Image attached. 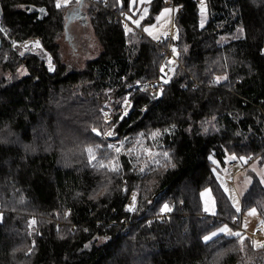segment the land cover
<instances>
[{"label":"trees","instance_id":"trees-1","mask_svg":"<svg viewBox=\"0 0 264 264\" xmlns=\"http://www.w3.org/2000/svg\"><path fill=\"white\" fill-rule=\"evenodd\" d=\"M168 3L179 9L175 36L152 40L143 29ZM204 4L202 27L196 0H153L136 27L123 19H137L131 0H83L101 51L80 61L73 44L74 56L66 61L60 43L71 25L69 5L0 0V264H134L145 258L151 264H264V246L256 248L249 238L205 240L225 225L237 228L217 165L253 157L264 166V0ZM31 8L47 12L40 20ZM32 37H41L52 55L53 73L44 53L21 59L11 48L12 40ZM169 44L177 65L171 80L161 82ZM20 67L26 75H19ZM127 96L132 105L125 115ZM106 107L110 123L101 115ZM109 127L117 141L171 131L163 149L172 162L146 174L126 155H119L117 169L92 164L87 148L93 145L105 146L98 150L102 161L114 157L108 141L93 133ZM249 176L242 212L255 208L264 223V186L255 172ZM207 188L216 214L199 227ZM133 193L131 212L126 206Z\"/></svg>","mask_w":264,"mask_h":264},{"label":"rangeland","instance_id":"rangeland-1","mask_svg":"<svg viewBox=\"0 0 264 264\" xmlns=\"http://www.w3.org/2000/svg\"><path fill=\"white\" fill-rule=\"evenodd\" d=\"M77 1L79 0H69L67 4L69 6L67 8H71V10L74 9L75 8L74 6H78V5L73 4V2H77ZM203 4H204V0H203ZM62 6H64L63 3ZM199 6L201 13V3L199 4ZM204 9L205 11L203 16L201 15V20L203 19V21L205 22L207 19L206 16L207 11L205 4H204ZM127 29L129 30V28ZM172 35H175L174 28ZM37 41L39 42L38 46L36 44ZM73 44L77 47L76 51L78 53L80 52L81 55V59H79L80 61L93 59L99 55L101 48L95 38L94 32L92 30V27L88 19L86 20L85 18V22L76 21L75 23L73 22V24L70 25V28L68 30V35L63 37V39H61V43H60L61 58L67 61V58L70 59L71 57L74 56L73 55L74 51L72 49ZM11 48L17 53L18 57L21 59L31 53L33 54L44 53L47 69L51 73L54 72L56 66L53 61V57L49 52L44 51L41 37H32L25 40H12ZM173 50L176 54V50L174 48ZM21 53H23V55H21ZM171 63H172V70L170 75H168L165 78H162L161 82H167L171 80L172 76L174 75L175 72L174 70L177 64L175 61H172ZM18 72L20 76L27 74L26 69H24L23 67H20ZM159 83L160 82L157 81L159 87L157 90H153V93L158 92V90L161 92L162 87L161 84ZM139 86L142 85L137 84V87ZM131 105L132 104L131 101L129 100V96H127L126 100L122 105L124 114L125 112L127 113L129 112ZM101 115L103 116L106 123L111 122L112 110L109 107H106L104 110H101ZM113 130H114L113 127L106 128L104 132L96 128L95 131L93 129V133L96 136L108 141L106 148L109 151H113L114 157L106 161H102V159L98 157V150H104L105 146L93 145L87 148V156L92 164L95 165L100 163L110 169H117L119 167V155H126L131 160L133 168L136 169L137 173L146 174L154 168L163 167L169 165L172 162L169 152H166L163 149L164 147L163 138L165 135L171 133V131L169 130L165 132L156 131L151 135H149L148 137H145L144 135H139L134 140L124 139L121 141H117ZM108 132H111L112 135H107ZM89 149H91L92 151L89 152L88 151ZM228 161L236 162L237 167L232 173H227L226 166L220 167L217 164H216L217 168L218 166L219 168L218 169L216 168L214 172L221 189L228 197L230 204L232 205L233 209L236 212L234 221L240 220L241 228L237 229L232 226L225 225L227 226L228 229H230V232L220 231L222 228L225 227L223 226L215 232V235H212L209 238H212L219 234H222L227 237H236L237 235H235V233H239V236H241L242 238H249L256 248H260L264 246L263 220L255 208H250L242 212L241 197L251 184V178L249 176L251 171L257 174V176L261 180L262 185L264 186V166H260L259 161L247 165L248 160L246 158H228ZM131 199L137 202V195L133 193L130 200ZM201 199H202L204 212L209 216L215 215L217 204L213 191L210 188L204 189L201 192ZM253 209H255V214L252 213ZM164 211H168V210L165 209L163 210V212ZM0 220H1V213H0ZM257 232H260L259 236L256 235ZM149 261H150L149 258H145L136 261L134 264H151V262Z\"/></svg>","mask_w":264,"mask_h":264},{"label":"crops","instance_id":"crops-1","mask_svg":"<svg viewBox=\"0 0 264 264\" xmlns=\"http://www.w3.org/2000/svg\"><path fill=\"white\" fill-rule=\"evenodd\" d=\"M152 1L153 0H131V9H132L134 17H136L137 19L129 20L128 16L127 17L125 16V18L128 21H130V23L132 21L133 26L138 27L139 24L148 16L149 10H150L149 4ZM165 9H171L172 11L165 12ZM178 10H179L178 8L166 6V8H164L159 14V16L157 17L156 22L150 26H146L143 29L144 33L149 38L155 41L160 40L161 38L167 37L169 35H172L173 28H174V25H173L174 16L176 14V11ZM174 36L175 35H173V37Z\"/></svg>","mask_w":264,"mask_h":264},{"label":"built area","instance_id":"built-area-1","mask_svg":"<svg viewBox=\"0 0 264 264\" xmlns=\"http://www.w3.org/2000/svg\"><path fill=\"white\" fill-rule=\"evenodd\" d=\"M89 1L95 3L96 0H89ZM196 2L198 4H200L201 3V0H196ZM167 5L170 6V7H172L169 3ZM123 19H124V24L127 25L128 22H127V19L125 18V16L123 17ZM167 37H168L169 40H172L173 35H169ZM172 61L177 62V59L175 57V52L173 50V47L171 46V44H169L168 49H167V52H166V62L163 63L162 66H161V73H162V75H163L164 78L167 77L168 75H170V73H171V70H172V63L171 62ZM255 161H256V159L253 158V157H251V158L248 159L247 165L253 164V163H255ZM236 167H237L236 162L235 161H230V163L228 164V167H227V173H232L235 170ZM129 206H134V208L136 209V202L131 199L129 201V203L127 204V206H126L127 210L129 209ZM134 211H131V212H134ZM168 215H169V212L168 211H164L163 214H162V216H161L162 221H164L165 217H167ZM208 216L209 215L206 214L202 218V221L199 223V227H202L203 226L204 219L206 217H208ZM233 225L236 226L238 229L241 228V222H239L238 220L233 221ZM259 234H260V232H257L256 235L258 236Z\"/></svg>","mask_w":264,"mask_h":264},{"label":"snow or ice","instance_id":"snow-or-ice-1","mask_svg":"<svg viewBox=\"0 0 264 264\" xmlns=\"http://www.w3.org/2000/svg\"><path fill=\"white\" fill-rule=\"evenodd\" d=\"M68 2H69V0H56V7H57V8L61 7L62 3H63L64 5H67ZM42 11H43V10H42ZM169 11H172V10H171V9H165V12H169ZM204 11H205V9H204L203 0H201V15H202V16H203V14H204ZM137 23H138V22H137ZM203 23H204V21H203V19H202V20H201V27L203 26ZM36 44H37V46H38V45H39V42L37 41ZM21 55H23V53H21ZM50 68H51V65H50ZM217 79L219 80L220 78L217 77ZM126 114H127V112H125V115H126ZM94 131H95V129H94ZM107 135H112V133H111V132H108ZM88 151L91 152L92 150L89 149ZM133 199H135V198H133ZM165 208H167V205H165ZM128 210H130V211H134L135 208H134V206H129V209H128ZM252 213L255 214V209L252 210ZM220 231H223V232H230V229H228L227 226H225V227L222 228ZM213 235H215V233H213ZM235 235L239 236V233H235ZM207 239H209V237H205V240H207ZM254 243H256V242H254Z\"/></svg>","mask_w":264,"mask_h":264},{"label":"flooded vegetation","instance_id":"flooded-vegetation-1","mask_svg":"<svg viewBox=\"0 0 264 264\" xmlns=\"http://www.w3.org/2000/svg\"><path fill=\"white\" fill-rule=\"evenodd\" d=\"M75 8L72 9V14L71 16V25L73 22L75 23L76 21H81L85 22V17H84V12L82 7L78 8L79 6H74Z\"/></svg>","mask_w":264,"mask_h":264},{"label":"water","instance_id":"water-1","mask_svg":"<svg viewBox=\"0 0 264 264\" xmlns=\"http://www.w3.org/2000/svg\"><path fill=\"white\" fill-rule=\"evenodd\" d=\"M82 3H83V0H81L80 5H79L78 8L82 7ZM32 12L37 13L39 15L40 20H42L43 16L46 14L47 10H46V8H42V9H39V10H34V9L31 8L30 9V13H32Z\"/></svg>","mask_w":264,"mask_h":264}]
</instances>
